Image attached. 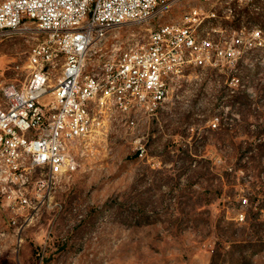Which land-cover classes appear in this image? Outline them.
<instances>
[{
	"label": "rangeland",
	"instance_id": "1",
	"mask_svg": "<svg viewBox=\"0 0 264 264\" xmlns=\"http://www.w3.org/2000/svg\"><path fill=\"white\" fill-rule=\"evenodd\" d=\"M240 2L179 0L119 32L203 8L198 44L220 26L264 36V0ZM37 41L0 34V82L24 79ZM88 144L26 228L0 203V264H264V41L232 69H185L154 116L108 122Z\"/></svg>",
	"mask_w": 264,
	"mask_h": 264
},
{
	"label": "built area",
	"instance_id": "2",
	"mask_svg": "<svg viewBox=\"0 0 264 264\" xmlns=\"http://www.w3.org/2000/svg\"><path fill=\"white\" fill-rule=\"evenodd\" d=\"M95 9H102L101 18H91ZM163 9L155 0H0V34L25 29L38 40L24 79L0 82V203L18 230L50 206L63 169L79 166L88 141L106 123L120 119L136 126L162 106L168 79L191 67L232 69L250 42L264 41L256 31L227 35L220 26L188 50L193 23L206 14L187 8L183 21L173 20L160 35L141 34L134 53H116L130 34L121 36L119 29L135 17L154 20ZM72 10H85V17H72ZM92 64H99V76H91ZM102 82H109L108 105L98 112L90 95ZM74 121H81L79 133H72ZM144 154L140 145L138 155ZM235 219L245 221V212L239 209Z\"/></svg>",
	"mask_w": 264,
	"mask_h": 264
},
{
	"label": "bare ground",
	"instance_id": "3",
	"mask_svg": "<svg viewBox=\"0 0 264 264\" xmlns=\"http://www.w3.org/2000/svg\"><path fill=\"white\" fill-rule=\"evenodd\" d=\"M105 0H94V3H103ZM179 0H155L156 8H167L175 5ZM253 1V0H248ZM167 7V8H166ZM161 13L156 16L154 20H158ZM209 16L215 17L216 14L212 12ZM72 17H85V10H72ZM102 17V9H95L91 11V18H101ZM204 18H202L203 21ZM152 20L150 17H135V20L131 22L132 24H148ZM174 21H183V12L178 19ZM202 21H198V23H193V32H191L190 43H188V50H195V46L199 45L198 34L196 32L197 27L202 23ZM173 23V20L162 22L156 21L154 25L147 28V35H160L164 32L166 27H169ZM138 28V27H137ZM136 31V30H135ZM140 31V30H139ZM141 34L140 32L130 31L128 45H116V53L123 54H132L134 53L135 48L138 46V40H140ZM261 44V43H260ZM106 58H113V51H106ZM91 76H99V64L91 65ZM172 79H168V87L169 83ZM109 91V82H102L100 86H95L90 95V104H96L99 110H101L106 104H108V96H104L105 93ZM79 129H81V121H74L72 123V133H79ZM72 168H75L73 166ZM71 168H64V170ZM55 193V192H54ZM39 212H37V215Z\"/></svg>",
	"mask_w": 264,
	"mask_h": 264
},
{
	"label": "trees",
	"instance_id": "4",
	"mask_svg": "<svg viewBox=\"0 0 264 264\" xmlns=\"http://www.w3.org/2000/svg\"><path fill=\"white\" fill-rule=\"evenodd\" d=\"M233 91V90H232ZM229 96V95H228Z\"/></svg>",
	"mask_w": 264,
	"mask_h": 264
}]
</instances>
